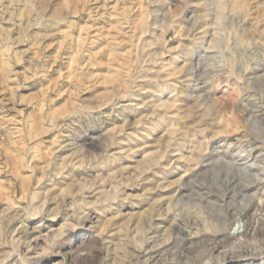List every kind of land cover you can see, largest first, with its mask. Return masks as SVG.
Returning <instances> with one entry per match:
<instances>
[{"label":"rangeland","instance_id":"obj_1","mask_svg":"<svg viewBox=\"0 0 264 264\" xmlns=\"http://www.w3.org/2000/svg\"><path fill=\"white\" fill-rule=\"evenodd\" d=\"M0 264H264V0H0Z\"/></svg>","mask_w":264,"mask_h":264},{"label":"bare ground","instance_id":"obj_2","mask_svg":"<svg viewBox=\"0 0 264 264\" xmlns=\"http://www.w3.org/2000/svg\"><path fill=\"white\" fill-rule=\"evenodd\" d=\"M246 30V29H245ZM244 33V32H243ZM248 35V34H247ZM253 35V34H252ZM252 38V37H251ZM262 39V38H261ZM229 162V161H228ZM218 163V162H217ZM235 163H236V161H235ZM238 163V162H237ZM239 164V163H238ZM240 165V164H239ZM238 170H239V168H238ZM231 183H232V181H231ZM237 185V184H236ZM235 185V186H236ZM239 185H240V182H239ZM237 187H238V185H237ZM247 187V186H246ZM236 188V187H235ZM199 193V192H198ZM205 196V195H204ZM231 197H233L232 195H231ZM230 199V198H229ZM226 204V203H225Z\"/></svg>","mask_w":264,"mask_h":264}]
</instances>
